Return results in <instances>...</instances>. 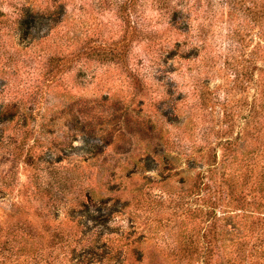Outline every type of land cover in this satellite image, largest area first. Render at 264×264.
<instances>
[{
  "label": "rangeland",
  "instance_id": "obj_1",
  "mask_svg": "<svg viewBox=\"0 0 264 264\" xmlns=\"http://www.w3.org/2000/svg\"><path fill=\"white\" fill-rule=\"evenodd\" d=\"M263 99L264 0H0V264H264Z\"/></svg>",
  "mask_w": 264,
  "mask_h": 264
},
{
  "label": "trees",
  "instance_id": "obj_2",
  "mask_svg": "<svg viewBox=\"0 0 264 264\" xmlns=\"http://www.w3.org/2000/svg\"><path fill=\"white\" fill-rule=\"evenodd\" d=\"M23 8H22L21 17H20L21 19L25 15ZM174 14L175 15L177 14L176 11L174 12ZM261 107H262L261 113H260L261 114V120H260V124H259V137H258V139L260 140V142H259L260 148H259V151H258V149L256 150V151H258L256 157L259 156L260 162H256V165H258L260 163L259 164V171L257 172V176L264 179V99H263V103H262ZM246 166H247V164H246ZM251 166H255V163H252V164H250V166L246 167V169H248V173L244 174V176L246 178L248 177V174L251 173V171H252ZM253 169H254V167H253Z\"/></svg>",
  "mask_w": 264,
  "mask_h": 264
}]
</instances>
